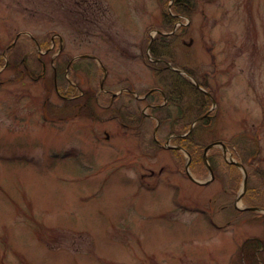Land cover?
Wrapping results in <instances>:
<instances>
[{
	"label": "rangeland",
	"instance_id": "obj_1",
	"mask_svg": "<svg viewBox=\"0 0 264 264\" xmlns=\"http://www.w3.org/2000/svg\"><path fill=\"white\" fill-rule=\"evenodd\" d=\"M187 2L0 0V264H264V0Z\"/></svg>",
	"mask_w": 264,
	"mask_h": 264
},
{
	"label": "trees",
	"instance_id": "obj_2",
	"mask_svg": "<svg viewBox=\"0 0 264 264\" xmlns=\"http://www.w3.org/2000/svg\"><path fill=\"white\" fill-rule=\"evenodd\" d=\"M188 0H174V8L176 9V12H178V13H181V12H183V11H185V7L183 6V4H184V2H186V3H188L187 2ZM185 3V4H186ZM168 15H170V13L168 12L167 13ZM172 18H174L175 20L177 19L178 20V16H177V14L176 15H174V17H172ZM174 22H176V21H172L171 23H170V25L172 26L173 24H174ZM40 44L43 46V45H45L46 47H48V43H43V42H40ZM156 43H155V41H153V43H152V45H151V52H152V54L154 55V57L155 58H159V48H157L156 46ZM154 65H160V67H161V65H163L161 68L162 69H165V70H167V66H165L163 63H161V62H155L154 63ZM170 70V69H169ZM172 72H175V73H177L178 71H176V70H172ZM70 88H72L71 89V95L73 94V92L76 90V88L73 86H70ZM198 93L200 92V91H198V90H196ZM69 92V93H70ZM202 93V92H201ZM200 93V94H201ZM202 97V98H201ZM200 98L203 100V102H202V106H201V108L199 109V114L200 115H203L205 112H206V107L204 106L205 105V103H204V100H206L208 103L210 102V99L208 98V96H207V94L205 93H202V96H200ZM174 100H172V102L173 101H175L176 100V98H173ZM205 101V102H206ZM203 121H208L209 120V115H207V116H204L203 117V119H202ZM202 121V122H203ZM206 121V122H207ZM188 127H189V125L188 124H183V127L181 128V133H183V132H186V131H188ZM195 131H192V132H190V133H188L187 135H184V136H175L174 137V143H176V144H179V145H181L182 147H184L189 153H190V155H191V164H192V166H194V165H197V164H201L202 163V157H203V152H204V148H205V146H206V144H204V143H202V142H199V141H197L196 139H195ZM213 158V157H212ZM211 158V159H212ZM210 159V158H209ZM210 159V160H211ZM255 162H256V159H255ZM213 165V164H212ZM250 193L248 192L247 193V195L250 197L249 199H251V198H253V197H251L250 195H249ZM252 200V199H251ZM259 203V200H256V202H254L253 200L251 201V205H254V204H258ZM259 205V204H258ZM260 244V241H259V239H256V238H252V239H248V240H246L245 242H244V244H243V246H242V251H243V253H245V256L246 257H248V259L251 261L254 257H255V254H257V252H256V250H257V248L261 245H259Z\"/></svg>",
	"mask_w": 264,
	"mask_h": 264
},
{
	"label": "water",
	"instance_id": "obj_3",
	"mask_svg": "<svg viewBox=\"0 0 264 264\" xmlns=\"http://www.w3.org/2000/svg\"><path fill=\"white\" fill-rule=\"evenodd\" d=\"M217 143H221V141H217V142H213L209 145H207L205 147V150H204V161L208 164V161H207V151L209 150V148H211L214 144H217ZM223 144V143H222ZM224 145V144H223ZM172 147H177V148H181L180 146H172ZM232 163H235L237 166H239L240 168H242L244 170V173H245V178H244V189H243V192L246 190V186H247V171H246V168L244 167V165L239 162V161H236V160H231ZM189 163V162H188ZM187 163V166L189 165ZM209 166V165H208ZM210 168V166H209ZM211 170V168H210ZM212 172V170H211ZM242 192V194H243ZM242 194L239 195L238 199L242 198ZM249 209H252V210H257V209H260L259 207L257 206H253V207H248Z\"/></svg>",
	"mask_w": 264,
	"mask_h": 264
},
{
	"label": "flooded vegetation",
	"instance_id": "obj_4",
	"mask_svg": "<svg viewBox=\"0 0 264 264\" xmlns=\"http://www.w3.org/2000/svg\"><path fill=\"white\" fill-rule=\"evenodd\" d=\"M45 70V69H44ZM159 92V93H158ZM155 93V94H154ZM158 93V94H157ZM160 93H162L161 91H160V89L159 88H154V89H152V90H150V91H148L147 92V94H145V96H143V97H147V95H150V97H148V98H150V99H152V100H155V97H156V95H160ZM151 107V106H150ZM154 107H157V108H159L160 106L159 105H156V106H152L151 108H152V110L154 109ZM155 110V109H154ZM151 114H152V112H151ZM150 114V115H151Z\"/></svg>",
	"mask_w": 264,
	"mask_h": 264
}]
</instances>
